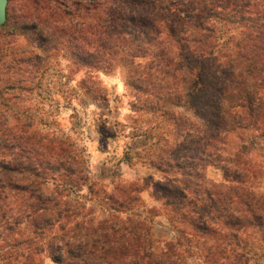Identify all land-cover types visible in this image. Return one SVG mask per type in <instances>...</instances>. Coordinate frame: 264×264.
<instances>
[{"label": "trees", "instance_id": "trees-1", "mask_svg": "<svg viewBox=\"0 0 264 264\" xmlns=\"http://www.w3.org/2000/svg\"><path fill=\"white\" fill-rule=\"evenodd\" d=\"M147 4L95 0L68 10L59 0H9L0 27L27 37L26 51L62 45L79 64L125 68L133 110L173 125L151 159L162 174L152 188L179 236L157 247L150 221L135 212L141 183L100 185L105 215L97 216L79 195L85 186L99 193L80 156L31 132L27 106L9 99V74L0 85V264H42L45 254L56 264H253L243 243L245 234L264 240V0L196 8L198 21L188 23ZM171 96L191 113L167 109ZM211 166L220 181L207 179Z\"/></svg>", "mask_w": 264, "mask_h": 264}, {"label": "rangeland", "instance_id": "rangeland-1", "mask_svg": "<svg viewBox=\"0 0 264 264\" xmlns=\"http://www.w3.org/2000/svg\"><path fill=\"white\" fill-rule=\"evenodd\" d=\"M11 1L12 5H20V1L25 0ZM94 1L59 0L68 10L88 6ZM137 1L135 5H144L139 8L141 11H147V2L152 1L158 6L167 7L169 13L180 15L179 21L187 23L198 21L196 8L246 3V0ZM135 5L126 0V7L133 9ZM5 31L4 27H0V85H8V75L11 74L16 87L10 91L9 99L27 106L32 123L31 132L38 137L43 135L48 139L61 140L70 148L73 157L80 156L82 166L96 184L95 190L99 189L98 194H92L87 186L81 187V200L86 201L87 206L94 208L96 215L101 217L105 215L102 206L105 204V194L101 186L110 189L123 182L141 183L145 185V190L141 193V207L138 206L135 212L150 221L151 234L158 248L163 247L166 241L176 239L179 236L177 228L167 210L162 207V202L153 197L152 188V180L161 178L162 174L152 165L151 159L164 145V139L172 134L171 122L159 115L133 110L134 97L125 84L124 67L105 63L79 64L67 50H63L62 45L58 49L50 48L46 53L33 44L26 51L23 48L27 37L7 36ZM31 37L37 38L32 34ZM36 42L39 43L38 40ZM67 47L68 44L65 49ZM38 55L41 60L33 57ZM33 73L42 76L37 80ZM25 78L31 85L30 91L21 88ZM91 78L99 81V90L93 87L89 89L93 81ZM165 107L171 111L191 113L179 105L175 96L166 101ZM234 139L233 143H240L237 135ZM206 176L210 181H220L223 172L218 166H211ZM260 186L264 187V181ZM245 236L249 240L243 243L246 244V256L253 264H264V240L258 236ZM41 262L56 264L46 254L41 257Z\"/></svg>", "mask_w": 264, "mask_h": 264}, {"label": "water", "instance_id": "water-1", "mask_svg": "<svg viewBox=\"0 0 264 264\" xmlns=\"http://www.w3.org/2000/svg\"><path fill=\"white\" fill-rule=\"evenodd\" d=\"M9 0H0V25H3L7 20V8Z\"/></svg>", "mask_w": 264, "mask_h": 264}, {"label": "crops", "instance_id": "crops-1", "mask_svg": "<svg viewBox=\"0 0 264 264\" xmlns=\"http://www.w3.org/2000/svg\"><path fill=\"white\" fill-rule=\"evenodd\" d=\"M143 199H144V197H143Z\"/></svg>", "mask_w": 264, "mask_h": 264}]
</instances>
